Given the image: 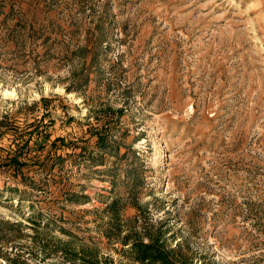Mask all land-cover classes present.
I'll list each match as a JSON object with an SVG mask.
<instances>
[{"label": "rangeland", "instance_id": "rangeland-1", "mask_svg": "<svg viewBox=\"0 0 264 264\" xmlns=\"http://www.w3.org/2000/svg\"><path fill=\"white\" fill-rule=\"evenodd\" d=\"M128 235L264 264V0H0V264Z\"/></svg>", "mask_w": 264, "mask_h": 264}, {"label": "trees", "instance_id": "trees-1", "mask_svg": "<svg viewBox=\"0 0 264 264\" xmlns=\"http://www.w3.org/2000/svg\"><path fill=\"white\" fill-rule=\"evenodd\" d=\"M48 138L49 135L44 137L46 142ZM117 204L118 200L116 199L107 206L106 210L111 214V221L114 223L113 227H115L116 231L119 233L120 227H118L117 223L121 217ZM107 235L111 236L110 234ZM132 236L133 235H128L125 242L133 240L132 250L135 260L144 264H187L186 261H184L183 255L177 254L175 249L167 248L160 239L149 236V242L145 243L143 239Z\"/></svg>", "mask_w": 264, "mask_h": 264}]
</instances>
